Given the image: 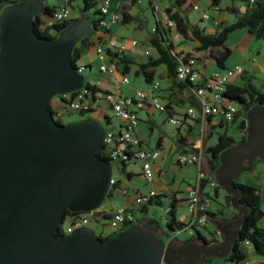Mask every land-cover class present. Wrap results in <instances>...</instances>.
Listing matches in <instances>:
<instances>
[{
	"label": "water",
	"instance_id": "1",
	"mask_svg": "<svg viewBox=\"0 0 264 264\" xmlns=\"http://www.w3.org/2000/svg\"><path fill=\"white\" fill-rule=\"evenodd\" d=\"M43 6L42 0H24L0 12V264H199L202 258H227L247 214L237 205L234 181L264 161V103L247 111L245 139L218 156L213 176L241 212L218 224L221 242L206 244L194 235L182 243L193 248L190 258L181 259L144 226L104 240L86 228L59 233L67 212L102 206L112 166L98 157L105 134L99 120L80 116L59 124L50 108L55 96L83 87L71 52L92 34L89 19L70 23L57 37H40L33 18Z\"/></svg>",
	"mask_w": 264,
	"mask_h": 264
},
{
	"label": "crops",
	"instance_id": "2",
	"mask_svg": "<svg viewBox=\"0 0 264 264\" xmlns=\"http://www.w3.org/2000/svg\"><path fill=\"white\" fill-rule=\"evenodd\" d=\"M43 5L48 7H57L61 6L66 2V0H42ZM145 0H138L140 3L137 5L136 3L131 5V0H111L110 10L114 13H117L121 17V12H126L129 16L134 17L135 21L130 24H121L120 21L111 26L108 31V35L105 36V40L107 39H115L120 45L125 47L122 55L126 57V63L120 64L118 66V72L113 75L101 74L98 71V60L96 58L94 47H91L85 50L81 54L80 60L77 62V66H88V68L82 73L83 83L90 82L95 83L97 89L99 90V94L96 95L98 101L95 103L94 111L92 118H95L101 122L104 120V116L109 117L108 105L103 100V93L110 92L114 94H122L124 96H132L136 90H146L149 86L148 83L144 81L142 73L139 71V65L145 64L148 58H157L158 54L156 49L149 43L148 38L150 37V33L152 28L154 27V19L155 16L151 11L148 2L146 1L148 8L144 7ZM185 3L182 5L180 10L186 6H189L192 11L188 15V20L191 24H197L200 28L204 29L207 34H212L216 31L217 25L220 22H224L227 24H231L235 21V16L231 13V10H236L239 12H244L246 9V4L244 0H216L218 5L214 8H211L212 0H184ZM80 0H68V5L70 8L80 10L81 15H73L71 14V20H80L82 17H87L89 22L96 18L93 16V13L89 10L85 13L81 12L80 5L78 3ZM81 0V6H82ZM160 3V4H159ZM155 5L157 6L156 14L161 17V21L164 19V9L169 7V0H155ZM197 6L198 10H193V7ZM203 13H206L209 16V19H204L202 17ZM157 17V16H156ZM44 21V26H48V16H42ZM203 22H208L207 25H204ZM209 30V31H207ZM102 31L93 32V37L102 36ZM253 36L248 33L245 29L236 30L232 34L228 36L227 47L232 49L231 56L225 62V68H230L236 65L242 66L244 69L243 76L234 77L230 85L241 87L244 85L247 79H251V84L254 85L259 91L264 92V85L258 86L254 84L256 81L253 80L252 74L255 72H259L258 68H253L247 70L243 65L246 64V60L244 59L245 49H242L244 46L246 49L250 46V42L252 41ZM136 40L138 42V46L131 47L130 43ZM159 46L163 49V43H159ZM239 48L241 49L239 51ZM253 47L250 46L249 52H251ZM148 54H145V53ZM238 53L240 56L235 60H231L235 53ZM117 61L116 58H110L109 61ZM242 61V64H241ZM126 66V68H125ZM165 67L161 65L155 74L154 80L159 83V91L158 96L162 100L163 103L166 104V100L168 98L169 92L168 88H170L169 83L162 79L161 77L164 74ZM207 71H211L215 69L214 64L211 60H209V64L206 66ZM126 76L129 79L128 84H122V77ZM152 81V82H153ZM188 91V90H187ZM184 98H187L185 104L181 105L177 100L171 98V113L173 117L182 116L185 111L190 107H195V100L189 92L185 93ZM58 100L55 103L51 101L52 109L57 107ZM132 110L136 113L139 118V125L136 130L138 137L141 140V145L144 148L148 149H159L160 157L158 160L153 162V172L155 176V181L151 185H146L141 176V165L139 162H133L127 165L126 172L131 173L130 177H127L125 174V179L121 180L118 184L117 188L113 191L111 197L106 199L101 208L105 211H112L117 207H131L134 204V197L138 194L145 193L148 190L153 189L157 194H165L169 196H174L179 201L180 206H186V196L187 192L190 188V184H187L186 187H182L183 179H178V171L182 175L186 171V167L181 166L176 163V156L182 152H189L195 149V146H198L201 142V130L205 129L206 134H209L210 137L204 141H202V147L207 148L213 146L216 143V140L219 135L225 134L226 136L231 137L234 141L238 142L241 134L239 130V124L241 122L240 117H238V122L233 125L226 124L222 122L220 117H210V120L205 122L203 125L199 121H190L185 120L179 126H172L169 123V117L166 113L158 112L152 109L147 103L143 107H137L134 105ZM110 118V117H109ZM110 126L112 129L110 131H116L118 129L117 121L111 122ZM208 131V132H207ZM206 137V136H205ZM204 159V158H203ZM256 165V164H255ZM253 166L252 170L248 173L242 174L238 178V182L244 185L253 186L260 190L261 196L263 198L261 208L264 211V164H259V166ZM120 167V165L118 164ZM197 169L196 166H193ZM120 170V168H119ZM185 170V171H183ZM202 170H208L205 159L203 160ZM168 171H172L173 179L168 181L164 179V174ZM176 171V172H175ZM116 180V179H115ZM190 183V182H189ZM202 185V192L204 197L210 198V189H207V182ZM218 185V183H217ZM209 187V186H208ZM219 187V185H218ZM211 188V187H209ZM215 190L216 196H219V190L217 188H213ZM126 191L123 193L122 191ZM209 212L214 214L215 217L209 218V220H213L215 224V230L213 232L214 241L221 242L222 234H220L218 224L223 226L224 224L232 221L234 216L236 215L235 209L234 212H229L228 215L221 217H216L217 214L220 213L216 206H212L210 202L207 205ZM141 207L136 209L137 217L139 219L140 225L146 227L144 223L141 221V216H149L148 206L146 208V213H139ZM186 218V216H185ZM177 219V214H176ZM208 220V221H209ZM180 222H184L178 220ZM93 228H88L89 231L98 235L100 231H103L105 234L108 233V228L106 226H102L101 224H91ZM258 226L260 228H264V215L258 221ZM207 227V224L204 228ZM94 231H93V230ZM200 235L204 237L201 230H199ZM205 238V237H204ZM206 239V238H205ZM163 246L164 243L159 240ZM241 249L245 254V258L238 264H264V258L257 255L253 248L250 245L242 244ZM214 258V257H213ZM207 259V258H206ZM203 258L201 259V261ZM201 261L199 264H201ZM212 260H209L206 263L202 264H211ZM224 264H235L230 261H226Z\"/></svg>",
	"mask_w": 264,
	"mask_h": 264
},
{
	"label": "trees",
	"instance_id": "3",
	"mask_svg": "<svg viewBox=\"0 0 264 264\" xmlns=\"http://www.w3.org/2000/svg\"><path fill=\"white\" fill-rule=\"evenodd\" d=\"M24 0H6V2L0 5V12L7 5H13ZM82 8L81 12L85 13L91 9H93V16L96 18L92 20L91 30L93 32L102 31V27L99 26V22L101 19V12L98 8V2L92 0H82ZM132 4H135L138 0H131ZM148 5L155 16L154 19V27L150 33V37L148 38L149 43L156 49L158 54L157 58H148L145 64L139 65V71L142 73L144 81L150 84L155 77L157 69L163 65L165 67L164 74L161 77L165 79L170 88H168V98L165 104L164 112L168 114L169 119L173 118L171 113V98L177 100L181 105L185 104L187 98L185 93L188 92L191 85L188 82L178 81L176 76V68L179 62L184 61L185 58L196 55L198 59L203 58L205 54H207V58L212 61L216 69L223 70L225 69V62L232 53V49L227 47V39L228 36L236 31L245 29L248 33H250L255 39L262 40L264 42V0H254L253 3H250L249 0H244L246 4V9L244 12H239L236 10H231L232 14L235 16V21L231 24H227L224 22H220L216 27V31L212 34H207L204 29L200 28L197 24H191L188 20V15L192 11L189 6H186L180 10L182 5L185 3L184 0H169V7L164 9V19L161 21L162 16H158L156 14L157 10L154 9L155 0H146ZM218 5L216 0H212L211 8H214ZM57 7H48L43 6L42 14H37L33 18V25L36 33L40 37L52 38L57 37L63 32L70 23L77 20H67L61 22L59 24H53L51 26H44V21L42 16L50 17L53 13L54 9ZM157 16V17H156ZM167 20H171L174 23V27L170 28L167 26ZM135 21L134 17L129 16L126 12H121V24H130ZM107 32L102 33V36L93 37V34L90 36H85L80 39V41L75 44L72 48L71 52V62L74 66L75 70H77V62L81 58V54L91 48L96 47L100 44L105 43V36L108 35ZM105 35V36H104ZM163 43L164 48L162 49L159 44ZM189 47V50H185V47ZM107 56L110 58H116L117 65L126 63V57L122 55L123 52L110 53L106 52ZM125 65V64H124ZM85 70L88 66H84ZM126 68V66H125ZM87 93L88 96H85L93 109L88 110L87 112H80V116H84L85 114L92 113L95 108V103L98 101L96 95L99 94V90L96 85L90 82H84L82 87ZM107 93V92H104ZM103 93V94H104ZM225 97L233 101L238 106V112L236 114V118L240 117L241 122L239 124V130L241 137L238 142H241L246 137V128H247V119L246 113L247 111L254 105L264 103V92L259 91L254 85L251 84V79H247L243 86L236 87L233 85H229L227 87ZM188 101V100H187ZM51 108V112L53 116H55L54 110ZM216 117V116H212ZM218 117V116H217ZM104 120L107 124H110V118L104 116ZM210 120V117L207 118ZM59 124H65L61 122V120H55ZM208 132V131H207ZM210 137L209 134H206L205 140ZM231 137L226 136L225 134H221L218 136L216 143L213 146L205 148L204 159L207 164L208 170H205L207 177L214 178L213 173L219 166V154L236 144ZM102 151L98 153V157L103 160L115 161L120 165V170L126 174L127 177L131 176V173L126 172V167L128 164L133 162H139L135 156V151L131 146H124L121 152V156L117 160H112L110 157L105 155ZM256 163H263L264 161L257 160ZM113 179V177H111ZM114 184L111 185V189L107 195V199L111 197L113 191L117 188L120 181L115 179ZM236 189L239 192V199L237 200V205L241 207H245L247 209V214L245 217V221L239 227L237 231V238L232 245V249L227 258H224V261H230L232 263L238 264L244 260L245 254L241 249V245L246 242L253 248L254 252L260 257L264 258V228H260L258 226V221L264 215V211L261 208L262 205V196L260 190L253 186L244 185L238 182V179L234 181ZM218 189H222L220 186ZM216 194V193H215ZM162 199H169L168 206L164 209V225L168 231L172 233H177L178 231H182L186 226L185 223L177 221L176 214L177 209L179 207V201L174 196H169L165 194H156L152 196L144 205L141 206L139 213H146V208L149 207H161L163 206ZM231 196L226 194V201L230 202ZM236 215L234 218L239 216L241 212L239 210H235ZM71 212H67L65 217L69 215ZM209 218L215 217L214 214L208 213ZM108 216H104L103 220H106ZM131 226H142L139 223V219L137 217V223L135 225H123V228H129ZM123 228L121 230H123ZM59 233H62V229L59 228ZM117 232L113 233L110 236L102 237L99 235V238L102 240L116 235ZM195 234L200 238V240L204 241L206 244H215L217 243L214 240L208 241L204 237L200 235V232L196 231ZM208 261V260H207ZM206 261V262H207Z\"/></svg>",
	"mask_w": 264,
	"mask_h": 264
},
{
	"label": "built area",
	"instance_id": "4",
	"mask_svg": "<svg viewBox=\"0 0 264 264\" xmlns=\"http://www.w3.org/2000/svg\"><path fill=\"white\" fill-rule=\"evenodd\" d=\"M98 2V8L101 12L99 26L102 27V32H107L111 26L117 24L121 17L119 14L110 10L111 0H92ZM254 0H249L253 3ZM68 0L63 5L57 6L50 17L47 24H59L71 19L70 10L68 9ZM157 10V6H154ZM193 10L197 11L198 7L194 6ZM204 19H209L206 13H203ZM167 26L174 27L171 20H167ZM131 47L138 46L136 40L130 43ZM96 58L98 60V71L101 74L113 75L118 72V65L115 61L110 60L107 56V51L110 53L123 52L125 47L120 45L115 39H107L104 44L94 47ZM145 54H148L147 52ZM207 63L203 58L198 59L196 55L185 58L180 61L176 68V76L178 81L188 82L191 87L188 92L193 96L196 104L195 107L188 108L182 116H177L169 119L172 126H179L185 120L199 121L203 125L207 118L218 116L222 122L226 124L233 123L237 118L238 106L225 97L227 87L231 80L237 76H243L244 69L239 66L225 68L223 70L214 69L207 71ZM85 71L83 66H77V72L82 74ZM122 84H128L129 79L124 76L121 79ZM95 84V83H93ZM96 85V84H95ZM159 83L153 81L149 84L146 90H136L132 96H124L122 94L104 93L102 95L104 102L111 110V114L116 118L118 129L116 131H105L104 134V153L112 160H117L121 156L124 146H131L135 151V156L141 165V176L146 185H151L155 181L154 172L152 169L153 162L160 157L159 149H148L141 145V140L137 135L139 118L132 110L134 105L143 107L146 103L152 109L158 112H164L165 103L158 96ZM58 105L55 106L54 119H59L62 122V116L73 112L84 113L93 109L92 105L85 96L88 93L81 88L69 93L59 94ZM115 121V122H116ZM201 142L205 140L206 131L203 127L201 130ZM195 146L193 151L182 152L176 156V163L181 166H196L197 174L195 183L190 186L186 196V226L184 231H189L193 235L196 231L199 232L204 228L209 220L207 207L209 200L204 197L202 185L207 182L209 187L217 188L215 179L207 177L205 170H202L205 148L202 143ZM114 180L111 178L109 185H113ZM126 193V191H122ZM157 193L151 189L145 193L138 194L134 197V204L131 207H117L112 211H105L97 208L90 212H71L66 217L64 216L63 223L60 228L62 234L69 235L76 232L78 229L86 228L90 224H101L108 228V233L100 231L98 236H110L123 228V225H135L137 223L136 209L144 205L152 196ZM104 216H108L102 221ZM124 229V228H123ZM182 230V231H183ZM180 232V231H178ZM249 245L248 242L245 243ZM161 264H165L161 262Z\"/></svg>",
	"mask_w": 264,
	"mask_h": 264
},
{
	"label": "rangeland",
	"instance_id": "5",
	"mask_svg": "<svg viewBox=\"0 0 264 264\" xmlns=\"http://www.w3.org/2000/svg\"><path fill=\"white\" fill-rule=\"evenodd\" d=\"M136 4L139 5L140 3L137 1ZM143 4H144L145 8H148V6H146L147 5L146 0L144 1ZM78 5H80V8L82 7L81 6V0L78 3ZM68 9L70 10V14L81 15V14H79L80 10L78 12L77 7L76 8H70L69 7ZM90 11L93 12V9H91ZM203 23H204V25H207L208 22H203ZM207 31H209V30H207ZM249 45L251 47H253L251 52H249L250 46L247 49L244 46H242V49L246 50V52L244 53V59L246 60V64L243 66L247 70L259 67V72L253 73L252 78H253V80H255V78H256V81L254 82V84H256L260 87L261 85L262 86L264 85V42L262 40H257L253 37V39ZM185 50H189V47L188 46L185 47ZM240 50L241 49L239 48V51ZM231 54H230V56H231ZM239 56L240 55L236 52L233 55L231 60H235V59L239 58ZM203 60H205L206 63L209 64V59L207 58V54H205V56L203 57ZM241 64H242V61H241ZM57 100H58V96H55L52 100V103L57 102ZM92 116H93V114L87 113L83 116V118H91ZM79 117H80V115L77 112L65 114L62 116V122L66 124L70 121L79 119ZM109 117H110L111 122L116 121V118H114L111 114V110L109 111ZM237 122H238V119H236L233 122V125L236 124ZM101 124L104 126L105 131H110V129H112L110 124H107L105 120H101ZM259 164H263V163H256L257 166H259ZM111 166H112V177H113V179H116L117 181H121V180L125 179V173L122 172L121 170H119L120 167L118 166V163H116L115 161H112ZM183 171H185V170H183ZM179 172H180V170L178 171V174H177L178 179H181L182 176L184 177L182 187H186L187 184H190L192 186L195 183V176L197 174V170L195 167H193V166L186 167V171L183 175ZM173 174H175V173H173L172 171L166 172L164 174V179H166L168 181L172 180L174 177ZM207 185H208V183H207ZM208 186H207V189H210V194H209L210 198H207V199L209 200V202L212 204L213 207L216 206V208H218V210L220 211V213L217 214L216 217H221L222 214L224 216H226V215H228L229 212H232V211L234 212V209H233L231 203L226 201L225 191L223 189L217 188V190H219V196H216L215 190L213 188H209ZM162 201H163V206L155 207V208L150 207L148 217L145 215L141 216L142 223H144V221H146V223H145L146 228H148L158 240H161L165 246L169 243L170 240H175L178 243H187L189 241V239H191L196 234L194 233L193 235H191L189 231H184V230L177 232V233H172V232L168 231L164 225V209L168 206V203L170 200L169 199H162ZM186 215H187L186 206L178 207L177 219L184 221L183 223H185L186 222V218H185ZM66 223H67V221H65L63 224L66 225ZM214 223H216V222L213 220H211V221L209 220L207 222V227L201 228V231H202L204 237L208 241H211L213 239V232L215 230V224ZM87 227L93 228L91 224L88 225ZM208 259L212 260L211 264H224L226 262L222 258H207V259L203 258V260L201 261V264H202V262L206 263V261Z\"/></svg>",
	"mask_w": 264,
	"mask_h": 264
},
{
	"label": "flooded vegetation",
	"instance_id": "6",
	"mask_svg": "<svg viewBox=\"0 0 264 264\" xmlns=\"http://www.w3.org/2000/svg\"><path fill=\"white\" fill-rule=\"evenodd\" d=\"M120 231V230H119ZM191 240V239H189ZM193 245H200L201 242L200 240H193ZM182 247V243H178L175 240H170L169 243L166 245V248L171 250V251H176L178 250L180 253V257L181 259H188L190 258V254L193 251V248L191 246H189L188 248H181Z\"/></svg>",
	"mask_w": 264,
	"mask_h": 264
}]
</instances>
